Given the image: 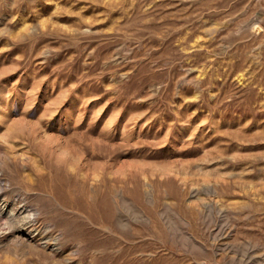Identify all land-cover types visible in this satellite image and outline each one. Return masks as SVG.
Returning <instances> with one entry per match:
<instances>
[{
  "label": "rangeland",
  "instance_id": "obj_1",
  "mask_svg": "<svg viewBox=\"0 0 264 264\" xmlns=\"http://www.w3.org/2000/svg\"><path fill=\"white\" fill-rule=\"evenodd\" d=\"M0 208V264H264V0H0Z\"/></svg>",
  "mask_w": 264,
  "mask_h": 264
},
{
  "label": "bare ground",
  "instance_id": "obj_2",
  "mask_svg": "<svg viewBox=\"0 0 264 264\" xmlns=\"http://www.w3.org/2000/svg\"><path fill=\"white\" fill-rule=\"evenodd\" d=\"M0 209H1V208H0ZM10 210H11V211H14V210H13V207H12V209H10ZM16 210H17V209H16ZM14 212H15V211H14ZM11 213H12V212H11ZM8 215H9V214H8ZM10 215H11V214H10ZM33 216H34V215H33ZM11 217H13V216H11ZM28 218H29V217H28ZM30 218H31V217H30ZM4 219H5V218H4ZM9 219H10V218H9ZM9 219H8V220H9ZM32 219H34V218H32ZM32 219H30V220H32ZM32 221H33V220H32ZM32 233H33V232H32Z\"/></svg>",
  "mask_w": 264,
  "mask_h": 264
}]
</instances>
